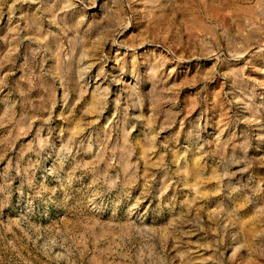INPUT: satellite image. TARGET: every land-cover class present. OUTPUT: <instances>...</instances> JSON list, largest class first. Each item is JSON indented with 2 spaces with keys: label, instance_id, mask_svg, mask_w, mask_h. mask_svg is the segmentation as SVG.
Listing matches in <instances>:
<instances>
[{
  "label": "rangeland",
  "instance_id": "obj_1",
  "mask_svg": "<svg viewBox=\"0 0 264 264\" xmlns=\"http://www.w3.org/2000/svg\"><path fill=\"white\" fill-rule=\"evenodd\" d=\"M0 264H264V0H0Z\"/></svg>",
  "mask_w": 264,
  "mask_h": 264
}]
</instances>
